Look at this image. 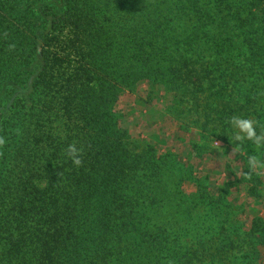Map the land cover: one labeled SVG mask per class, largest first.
<instances>
[{"label": "trees", "instance_id": "obj_1", "mask_svg": "<svg viewBox=\"0 0 264 264\" xmlns=\"http://www.w3.org/2000/svg\"><path fill=\"white\" fill-rule=\"evenodd\" d=\"M140 81L261 162L264 0H0V264H258L232 185L125 142Z\"/></svg>", "mask_w": 264, "mask_h": 264}, {"label": "rangeland", "instance_id": "obj_2", "mask_svg": "<svg viewBox=\"0 0 264 264\" xmlns=\"http://www.w3.org/2000/svg\"><path fill=\"white\" fill-rule=\"evenodd\" d=\"M114 109L122 117L119 124L127 133L125 142L130 148L141 152L149 145L160 155L177 156L191 170V181L183 186L186 194L195 191L197 181L207 184L213 195L230 184L229 201L235 215L239 213L238 224L249 230L254 219L264 221V158L261 162L258 157L250 158L247 151L209 135L200 128L191 104L177 106L163 87L146 81H140L131 92H123ZM242 131L245 133L244 127ZM250 159L252 166L248 168ZM246 171L259 179V186L242 183ZM251 189L256 197L249 195ZM261 251L258 264H264Z\"/></svg>", "mask_w": 264, "mask_h": 264}]
</instances>
